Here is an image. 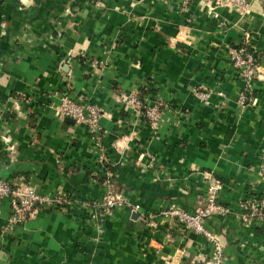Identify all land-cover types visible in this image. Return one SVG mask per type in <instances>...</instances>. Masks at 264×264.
Wrapping results in <instances>:
<instances>
[{
  "label": "crops",
  "instance_id": "obj_1",
  "mask_svg": "<svg viewBox=\"0 0 264 264\" xmlns=\"http://www.w3.org/2000/svg\"><path fill=\"white\" fill-rule=\"evenodd\" d=\"M246 1L239 12L198 0H0V177L125 199L97 218L35 205L12 223L2 198L0 264H207L211 243L168 210L191 211L208 175L227 208L202 221L218 264H264V223L238 217L264 163V0ZM244 33L258 74L248 85L228 56ZM63 95L98 108L92 133L61 115ZM155 102L151 124L143 110Z\"/></svg>",
  "mask_w": 264,
  "mask_h": 264
},
{
  "label": "built area",
  "instance_id": "obj_2",
  "mask_svg": "<svg viewBox=\"0 0 264 264\" xmlns=\"http://www.w3.org/2000/svg\"><path fill=\"white\" fill-rule=\"evenodd\" d=\"M182 4H186L189 0H180ZM203 4L214 3L228 7H232L239 12L246 9V0H199ZM249 36L247 33L242 34L241 40L233 47H229V59L238 74L242 75L248 85L252 76L256 74L257 65L252 51L246 43ZM242 99V94L238 96ZM129 100V99H128ZM161 102H155L145 107L144 114L151 124L157 122L160 113ZM59 112L61 115L71 117L74 120L83 121L89 131L92 133L93 126L99 116V110L96 106L76 102L69 96L60 97ZM95 140L94 135H91ZM261 189L259 193L250 194L243 197L238 203V217L247 222L251 218H255L264 223V163L260 167ZM207 182L202 199L197 203L191 211L179 207H172L168 213L176 218V220L185 228H189L197 233L202 234L212 245L210 256L204 262L207 264H218L221 260V245L213 231L207 229L202 221L206 217L215 213H225L227 208L217 201V190L219 188V180L208 175ZM7 197L11 213L9 221L17 223L24 220L34 209L35 205L54 204L70 206L72 203L94 217L97 218L100 211L108 210L112 207L123 206L125 199L117 193H105L98 199H90L89 201L76 197L69 193H46L37 191L33 187L25 183H14L9 179L0 177V200ZM90 211V212H89ZM93 218V219H94Z\"/></svg>",
  "mask_w": 264,
  "mask_h": 264
},
{
  "label": "rangeland",
  "instance_id": "obj_3",
  "mask_svg": "<svg viewBox=\"0 0 264 264\" xmlns=\"http://www.w3.org/2000/svg\"><path fill=\"white\" fill-rule=\"evenodd\" d=\"M199 1V0H198ZM200 3H202L201 1H200ZM231 60V59H230ZM198 95L199 96H203V95H206V93L205 92H198Z\"/></svg>",
  "mask_w": 264,
  "mask_h": 264
},
{
  "label": "water",
  "instance_id": "obj_4",
  "mask_svg": "<svg viewBox=\"0 0 264 264\" xmlns=\"http://www.w3.org/2000/svg\"><path fill=\"white\" fill-rule=\"evenodd\" d=\"M65 119H70V117L67 116V117H65Z\"/></svg>",
  "mask_w": 264,
  "mask_h": 264
}]
</instances>
